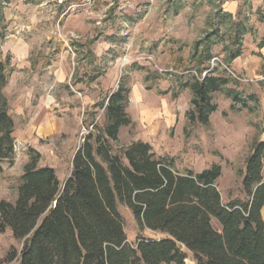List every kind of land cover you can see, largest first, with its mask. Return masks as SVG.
I'll return each instance as SVG.
<instances>
[{"label":"rangeland","instance_id":"1","mask_svg":"<svg viewBox=\"0 0 264 264\" xmlns=\"http://www.w3.org/2000/svg\"><path fill=\"white\" fill-rule=\"evenodd\" d=\"M0 12V59L8 61L3 92L15 139L13 159L0 160V199H16L32 149L39 153L38 166L53 167L63 183L85 134L93 124H105L102 104L120 86L128 89L131 121L111 142L115 152L141 140L156 156L172 158L180 171L218 163L223 202L245 198L241 170L253 143L264 140V47L257 45L264 35V0H95L89 9L70 10L55 0H0ZM238 22L245 27L241 55L228 62L238 46ZM207 36L211 54L221 61L212 73L227 77V86L242 98L256 99L242 107L215 92L212 123L189 125L192 94L179 84ZM118 211L133 242L138 235L133 215L122 204ZM212 225L219 228L214 219ZM142 234L162 236L148 229ZM20 246L9 229L0 233V259ZM181 250L185 264H194L191 252Z\"/></svg>","mask_w":264,"mask_h":264},{"label":"trees","instance_id":"2","mask_svg":"<svg viewBox=\"0 0 264 264\" xmlns=\"http://www.w3.org/2000/svg\"><path fill=\"white\" fill-rule=\"evenodd\" d=\"M222 16L233 18L230 12ZM236 26L238 46L230 51L228 62L241 55L239 36L245 27L241 22ZM205 40L194 67L179 84L192 94L186 111L189 125H209L217 109L215 92H224L242 107L256 99L253 94L242 98L227 86L229 79L213 74V69L201 76L209 67L203 64L214 57L212 40ZM257 45L264 47V35ZM198 47L199 41L196 51ZM7 79L8 61L0 59V160L13 159L15 151L14 122L3 92ZM127 103L128 89L123 86L109 95L101 106L105 124H93L95 129L85 134L63 183L53 167L38 166L39 153L31 150L16 199H0V233L9 229L21 244L19 249L11 247L0 264L14 259L19 264H185L180 243L191 252L194 264H264V140L253 143L241 170L245 198L223 202L216 186L222 173L218 163L198 172L180 171L172 158L156 156L141 140L120 152L113 150L111 142L131 121ZM120 204L135 220L138 235L133 242L127 240ZM213 219L219 228H214ZM145 229L162 236H145Z\"/></svg>","mask_w":264,"mask_h":264},{"label":"built area","instance_id":"3","mask_svg":"<svg viewBox=\"0 0 264 264\" xmlns=\"http://www.w3.org/2000/svg\"><path fill=\"white\" fill-rule=\"evenodd\" d=\"M95 0H55L57 5H66L67 10L74 9L76 7H84L89 9L92 7ZM221 63L220 59L217 57H212L209 61V67L201 73L203 77L208 71L212 70L217 64Z\"/></svg>","mask_w":264,"mask_h":264},{"label":"crops","instance_id":"4","mask_svg":"<svg viewBox=\"0 0 264 264\" xmlns=\"http://www.w3.org/2000/svg\"><path fill=\"white\" fill-rule=\"evenodd\" d=\"M212 115H213V113L210 115V117H209V123H212ZM227 202V201H226ZM263 211H264V206L262 207V210H261V213H262V217H263V219H264V214H263ZM215 220V219H214ZM217 222V221H216Z\"/></svg>","mask_w":264,"mask_h":264},{"label":"water","instance_id":"5","mask_svg":"<svg viewBox=\"0 0 264 264\" xmlns=\"http://www.w3.org/2000/svg\"><path fill=\"white\" fill-rule=\"evenodd\" d=\"M178 246H179V248L184 247V245L182 243H180Z\"/></svg>","mask_w":264,"mask_h":264}]
</instances>
